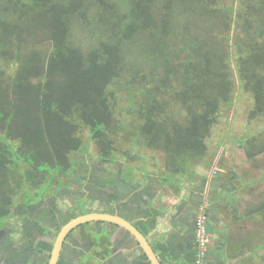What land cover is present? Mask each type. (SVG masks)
Segmentation results:
<instances>
[{
	"label": "trees",
	"instance_id": "trees-1",
	"mask_svg": "<svg viewBox=\"0 0 264 264\" xmlns=\"http://www.w3.org/2000/svg\"><path fill=\"white\" fill-rule=\"evenodd\" d=\"M246 95L248 122H261L264 0H0V223L19 204L74 183V154L90 143L107 165H129L141 148L161 151L156 181L188 183L182 199L195 202L208 179L197 170L206 140L221 121L230 125L227 111ZM121 138L136 150L116 155ZM237 141L255 160L264 126ZM215 170L231 185L213 180L211 210L222 199L235 222L263 215L264 200L239 211L245 185L233 182L235 169ZM195 247L179 264L194 263Z\"/></svg>",
	"mask_w": 264,
	"mask_h": 264
},
{
	"label": "rangeland",
	"instance_id": "rangeland-1",
	"mask_svg": "<svg viewBox=\"0 0 264 264\" xmlns=\"http://www.w3.org/2000/svg\"><path fill=\"white\" fill-rule=\"evenodd\" d=\"M250 105L251 99L248 95H246L243 97L242 101L240 100L239 103L234 106V110L232 107L229 111H227V117L229 116V121H231L230 125H226L225 120L213 127L210 138L206 140V144L208 146L207 156L203 160L202 165L197 168L199 174H205L207 178L210 177V180H205L203 189L202 186H198L196 188L198 195L195 198V202L191 199L188 204H185L186 199H182L183 195L187 196L188 194V183L182 182L180 186L181 188L177 189L174 185L162 186L158 181H156L165 169L164 154L161 151H155L147 148H141L139 151L140 156L129 165H126L124 160L121 159L116 161V163L107 165L106 163H100L97 151L92 143H90L86 150L87 152L74 154L76 169L73 171V174L75 178H70V182H74L75 180L80 182L81 180V183L88 184V180L99 183L102 181L107 184L105 187L109 188L111 182L107 180L108 178L104 174V171H102V169H97V166L100 165L103 169H107V174H111L115 168H118L122 173L127 172L132 175L131 179L133 182L128 184L129 187L133 185H135V188L141 187V193H144L143 191H146L147 189L152 191L155 190L160 193L158 200L160 199L161 201L160 205H165L168 214L171 215L172 223L173 217L177 218L176 225L172 224L171 226L172 237L173 240H175L174 247H176V242L178 243L179 239L184 240L185 238H191L194 240L195 246H197L198 255L196 256L194 263L191 264H220L219 262L214 261L213 258H222L223 263L221 264H264V248L260 247L264 244V213L263 215H258L257 217L255 216L235 222L231 213V207L225 206L224 200H218V207H216L215 210L213 208L211 210L210 204L206 202L208 192L213 187V180H215L216 183H222L220 181L222 178L216 175L215 170L217 165L220 163L224 167V171L230 172L232 169H235L236 174L242 176L243 183H249L256 177L260 178L258 183L252 185V188L248 185L240 188V191L237 192L238 195L236 196L238 199L240 198V212L243 213L245 206L249 204L256 205L264 200V179L261 178L264 174V153L256 157L257 161H248L245 157L243 149L237 141L238 136L254 134L257 129L264 126V118L261 122H248L247 114L250 109ZM227 117H224L223 119H226ZM82 132L87 133L86 131ZM223 134L230 135L232 138L229 142H226L225 140L221 146L220 140ZM121 139L123 141L121 140L118 144L117 147H119V150H117L116 155L121 152V149L130 148L132 151L136 150L134 145L127 142L130 140H126L125 138ZM260 142L261 137L257 136L255 143ZM215 175L216 178H214ZM84 177H86L87 181ZM111 179L114 181L118 178L112 175ZM119 179H121V181H125L124 178H121L120 176ZM76 181L74 183L78 184ZM149 185L151 186L150 188L148 187ZM129 187L126 189L123 186L121 188L118 186L117 192L119 193V196L116 200H125V198L129 200ZM87 189H90V186L87 187ZM94 193L97 194L96 191ZM204 195L206 196L204 197ZM199 198L200 201L198 204L197 202ZM81 200L83 199L81 198ZM53 201L54 205L58 206L60 214L54 213L51 215L50 213V217H48L50 219H45L50 221V225L52 221H57V218L60 219L65 216L64 214H67V208L70 203L73 204L70 207L75 204L74 201H71L64 195H56ZM94 204L99 206L97 203H93V205ZM168 204L171 206L168 207ZM196 204H198L197 211L195 213H191V206H195ZM90 206L91 204H89V207ZM22 207L23 206L21 204L15 207V211L12 216H10V219L4 229H2L5 230V236L3 234L0 236V241L4 242L0 243V260L2 259V256L7 253V251L4 250V247L7 248L10 244L13 245L17 243L20 245V242L24 240L25 234L23 231V224L27 222L23 216ZM72 211L76 213V208ZM205 212L207 216L209 214L217 216L214 220L216 224L207 220ZM161 214L164 213L161 212L160 216ZM33 215L34 217H43V212L34 211ZM189 216L191 217L190 219ZM205 220L207 221L205 222ZM200 222H202L204 229L203 227L201 228ZM19 225L21 226L19 227ZM41 227L45 229V231L49 230L46 225H41ZM160 229H163L162 221ZM201 229H203V232ZM6 237L10 240V242L6 239ZM255 245H259V247H253ZM19 252L20 250H18V253ZM191 252L192 250L186 251V253ZM232 252L240 254L231 257L230 259L228 255ZM173 256L180 255L177 254ZM183 256L184 258L182 257L181 259L173 258V263L176 264L178 260L185 259L186 254L184 253Z\"/></svg>",
	"mask_w": 264,
	"mask_h": 264
},
{
	"label": "flooded vegetation",
	"instance_id": "flooded-vegetation-1",
	"mask_svg": "<svg viewBox=\"0 0 264 264\" xmlns=\"http://www.w3.org/2000/svg\"><path fill=\"white\" fill-rule=\"evenodd\" d=\"M97 169H102L107 180L111 182L109 188L105 187L107 184L102 181L97 185L93 183L86 185L81 182L78 184L68 183L67 187L55 190L50 196H42L36 201L30 200L24 203V206L21 204L23 206L22 213L27 222L23 224L24 240L20 242V245L17 243L10 244L7 248L4 247L7 253L3 255L5 257L2 256L0 264H49L56 244L54 264H153L152 258L136 235L124 224L113 220L92 219L80 222L70 227L59 239L62 228L71 219L93 212L120 218L132 227H136L142 233L160 264H174L173 258L175 257L173 255L178 254L180 255L178 258L181 259L184 258L183 254H186L187 250L196 248L195 242L191 238H188L187 245L184 241H178L176 247L173 246L175 240L172 237L171 226L172 224L176 225L177 218L173 217L172 223L171 215L168 214L165 205H160L158 191L147 189L141 193V187L135 188V185L129 187L128 184L133 180L130 178L127 179L129 182L121 181L119 176L122 178L123 173L118 168H115L111 174H107V169H103L100 165L97 166ZM112 175L118 179L112 181ZM89 186H91L90 189H87ZM118 186L119 188L123 186L126 189L129 187V200L126 198L125 200H116L119 196ZM95 191L97 194L94 193ZM56 195H64L75 204L70 207L73 205L70 203L67 214H64L65 216L60 219L57 218V221H52L50 225V221L45 220L50 219L48 218L50 213L51 215L60 214L58 206L53 203ZM93 203H97L99 206L93 205ZM89 204H91L90 207ZM170 206L168 204V207ZM75 208L76 213L72 211ZM34 211H42L43 217H34ZM161 212L164 214L160 216ZM209 216L214 220L217 217L213 214H209ZM9 219L10 216L0 223V236L2 234L5 236V230L2 229ZM161 221L163 229H160ZM41 225H46L49 230L45 231ZM6 239L10 242L7 237ZM0 243L4 242L0 241ZM173 247L176 253H173ZM159 249L160 251L163 249L161 251L163 254ZM18 250H20L19 253ZM213 259L220 264L223 263L222 258ZM179 262L183 263L184 261L178 260L176 264Z\"/></svg>",
	"mask_w": 264,
	"mask_h": 264
},
{
	"label": "water",
	"instance_id": "water-1",
	"mask_svg": "<svg viewBox=\"0 0 264 264\" xmlns=\"http://www.w3.org/2000/svg\"><path fill=\"white\" fill-rule=\"evenodd\" d=\"M92 219H107V220H113L115 222L124 224L128 229H130L135 235L136 237L141 241L142 246L144 247V249L147 251V253L150 255V257L152 258L153 264H160L159 261L157 260V257L155 256L154 252L151 250V248L148 246V244L146 243L142 233L135 227H132L130 224L125 223L124 221H122L120 218L117 217H111L107 214H103V213H86V214H82L79 215L73 219H71L61 230L60 234H59V239L61 238V236L72 226L80 223V222H85L88 220H92ZM58 239V241H59ZM57 251V244L55 245L54 249H53V254L50 258L49 264H54V258H55V253Z\"/></svg>",
	"mask_w": 264,
	"mask_h": 264
},
{
	"label": "crops",
	"instance_id": "crops-1",
	"mask_svg": "<svg viewBox=\"0 0 264 264\" xmlns=\"http://www.w3.org/2000/svg\"><path fill=\"white\" fill-rule=\"evenodd\" d=\"M223 145V144H222ZM263 154V153H262ZM261 155V154H260ZM258 157V156H257ZM249 161V160H248ZM251 161H257L256 159L255 160H251ZM214 167V166H213ZM212 167V168H213ZM237 176H239V175H237ZM264 174L262 175V179H264ZM241 177V178H240ZM223 179V181L225 182L224 184H227V185H231V184H229L228 182H227V180H226V178H222ZM241 179V180H240ZM242 176H239V179H237V178H235L234 180H233V182H236V184H240L241 182H242ZM259 177H256L254 180H252V181H250L249 183H243V185H245V187L246 186H248V185H250V188H252V185H255L256 183H258L259 182ZM208 180H210V177L208 178ZM240 181V182H239ZM260 181H262V180H260ZM234 187V186H233ZM240 189V188H239ZM239 189H237L238 191H240ZM237 199H238V197H237ZM240 199V198H239ZM239 199H238V202H239ZM216 218V217H215ZM239 222V221H238ZM174 249V248H173ZM159 251H160V249H159ZM161 251H163V249H161ZM160 251V252H161ZM162 254H163V252H161ZM173 253H176V252H174L173 251ZM238 254H240V253H230V259H231V257H234V256H237Z\"/></svg>",
	"mask_w": 264,
	"mask_h": 264
},
{
	"label": "built area",
	"instance_id": "built-area-1",
	"mask_svg": "<svg viewBox=\"0 0 264 264\" xmlns=\"http://www.w3.org/2000/svg\"><path fill=\"white\" fill-rule=\"evenodd\" d=\"M202 224V222H200V226H201V228L203 227V224ZM203 229H204V227H203ZM203 229H201V231L203 232Z\"/></svg>",
	"mask_w": 264,
	"mask_h": 264
}]
</instances>
